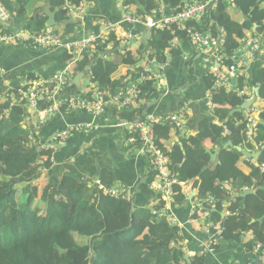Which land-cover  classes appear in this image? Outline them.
<instances>
[{"label":"trees","instance_id":"1","mask_svg":"<svg viewBox=\"0 0 264 264\" xmlns=\"http://www.w3.org/2000/svg\"><path fill=\"white\" fill-rule=\"evenodd\" d=\"M1 1L11 14L9 23L12 26L27 22L31 31L42 30L48 16L42 11L38 12L41 5L34 7L42 2L49 11L54 12L57 28L63 25L67 34L77 33L79 23L67 16L65 5H79L83 0ZM196 1L202 0L122 2L132 5L133 14L144 19L154 9L174 14L178 8ZM259 2L217 0L216 10L205 14L198 21H188L186 26L192 31L207 33L213 39L221 38V51L225 56H230L237 49L245 31L264 33V5ZM230 8L241 18L234 17L229 12ZM91 28L96 29L94 26ZM133 30L137 33L145 31V43L124 50L122 44L111 36L94 53L98 57L99 53L108 51L109 58H92L88 51H84L74 63L73 74L83 72L90 64L88 74L92 82L106 92L107 97L113 98L139 71L137 62L143 52L149 50L150 58L166 63L165 49L175 36L188 44L189 32L173 26L162 29L138 26ZM107 43H112L111 50H106ZM170 53L171 56H181L182 50L172 49ZM116 54L121 55L118 60L113 58ZM59 58L63 63L69 55L62 52ZM261 62V59L256 60L248 69L251 83L244 75L238 80L237 89L246 90L243 96L223 87L212 88L211 79L206 77L207 87L212 92L214 108L210 113L213 119L200 124V138L183 135L178 142L169 144L170 150H166L164 141L169 139L171 126L159 122L152 127L158 146L168 154L170 166L179 178L198 185L197 198L213 197L215 208L202 202L210 218L221 220L225 202L233 198L228 210L237 214L222 219L223 241L251 231L254 241L248 243L249 249L256 241H264V218L256 220L264 215V191L258 189L243 197L233 196V193L253 187L254 181L257 186L264 185V169L252 165L249 174L243 173L237 166L242 151L235 147L252 151L253 140L261 149L258 163L264 164V105L260 109L262 122L252 139L246 136L244 112L232 115L229 112L252 96L264 101V68ZM121 64L135 67L128 70L124 80L114 78ZM5 78V73H0V264H188L179 244L183 234L168 223L161 209L163 202L160 193L156 190L152 192V206H137L133 197L129 200L111 197L105 189L115 183L113 175L98 167L94 153L82 152L67 157L53 152L51 148H40V131L36 133L30 124L24 122L25 101L17 87L3 91ZM25 78L33 77L27 73ZM142 87L143 102L138 107L118 108L116 105L106 108V114L112 121H133L144 114V102L154 93L153 82L149 80ZM75 88L70 83L68 91ZM82 94L86 95L84 92ZM40 104L43 107L50 101L44 100ZM225 137L231 140L233 147L221 148ZM206 143L211 151L220 148L213 164L209 163ZM96 180L101 186L95 183ZM226 185L231 189L228 190ZM183 200L184 194L179 190L177 201ZM84 239L86 242L83 244ZM203 261V256L197 255L189 264H203Z\"/></svg>","mask_w":264,"mask_h":264},{"label":"built area","instance_id":"2","mask_svg":"<svg viewBox=\"0 0 264 264\" xmlns=\"http://www.w3.org/2000/svg\"><path fill=\"white\" fill-rule=\"evenodd\" d=\"M216 7L217 0H202L185 4L181 7L180 12L174 14L166 13L161 9H154L144 19H141L133 14L130 5L122 4V14L119 21L110 22L102 17H98L93 25L96 29H91L75 41L68 40L57 33L53 27L48 26L44 31L37 34L28 33L27 31H13L10 33H1L0 31V42H28L37 47L49 50L62 48L71 53L75 58H79L83 51H88L90 57H95L94 53L98 50V46L104 44L111 36H114L122 44L124 50H131L132 43L138 42L139 40V33L133 30L135 26L145 24L147 27L160 29L166 26H173L178 30L189 32L187 42L191 51L183 52V60L199 58L205 64V74L210 76L215 88L223 87L236 92L239 96H243L246 90L237 89V82L245 75L251 64L264 57V33L254 34L251 30L245 31V35L237 49L230 56H225L223 50L221 51V45L223 43L221 38L213 39L207 33L192 31L191 28L186 26L188 21H198L205 14L216 10ZM79 9L80 7H76L75 5H67V11L71 16L75 15V12ZM8 18L9 12L0 2V23L7 21ZM126 25H131V29H127L125 27ZM181 44H184V42L175 36L165 49L166 57L171 56L170 52L172 49L181 48ZM111 49L112 43H107L106 50ZM107 52L103 51V53H99L98 57L106 58ZM139 61V71L131 78L126 87L119 90L118 94L113 98L107 97V93L95 83H90V93L85 97L79 93L69 95L66 92V86L71 75L67 69L57 72L52 79L41 80L37 78L23 82L22 85L25 89L19 91L26 99L25 104L28 110L35 109L40 101H51L48 106L38 111L39 119L37 124L34 125V128L39 129L40 125L44 124L48 118L53 117L55 114L73 111L96 117L104 115L107 123H111L110 116L106 114V108L108 106L117 105L118 108L121 106L138 107L140 105L139 102L144 83L151 80L154 84V89L157 90H160L162 85H164L163 68L165 65V63H159L154 58H150L149 50H146L145 53L143 52L139 56ZM261 66L264 68L263 62ZM211 97V93L208 92L207 103L209 104L208 109L210 112L214 108ZM256 104L250 106L244 113L246 136L250 139L258 132L260 121L258 116L260 109L264 105V101L258 99ZM169 119L175 123L178 130L185 132L190 115L184 110H179L171 115ZM159 122L163 123L161 118L156 117L153 113L147 112L133 121H121L111 124L115 127L128 125L130 135L128 137L129 143L137 145L135 147L136 154L145 157L154 171L151 188L160 193V198L163 202L161 208L163 214L167 216L166 218L170 225H176L180 228L181 225L170 214V207L178 204V191H182L183 188L189 190L190 187L189 182L178 178L170 166L169 156L158 146L155 140L152 127L155 123ZM97 128L98 126L93 122L68 123L65 128L55 133L53 146L64 144L75 134L89 133ZM259 146V144H255V150H258ZM252 161L255 165L257 164L255 159H252ZM259 166L264 169V164ZM95 183L100 185L99 180H96ZM176 186H179V188L176 189ZM191 189L197 192L196 188ZM105 191L111 197L118 199L129 200L131 197L129 187L122 183L114 184L106 188ZM183 194L186 196L185 193ZM206 201L209 206H215L211 196ZM197 206H202V200L198 199ZM203 210L204 214L208 216V210ZM152 213L155 214V211L153 210ZM205 227L207 238L200 243V247L206 253L213 251V245L217 242L218 237H221L222 229L209 223ZM212 227L215 231L210 233L209 229ZM253 253L264 264V241H259L255 244Z\"/></svg>","mask_w":264,"mask_h":264},{"label":"crops","instance_id":"3","mask_svg":"<svg viewBox=\"0 0 264 264\" xmlns=\"http://www.w3.org/2000/svg\"><path fill=\"white\" fill-rule=\"evenodd\" d=\"M122 1L83 0L81 9L75 17V20L79 23L76 29L77 33L75 35L72 33L68 37L73 39L87 33L98 17H103L110 22L119 21L122 14ZM38 5L44 6L45 4L40 2L34 7ZM234 12L236 13V11ZM237 15L241 18L239 14ZM138 26L147 27L145 24ZM138 26L133 29L136 30ZM125 27L131 29L132 26L126 25ZM58 29L63 31V25H60ZM145 34V31L139 32L138 43H145ZM183 47L186 51L190 49L189 45L185 43ZM135 57L137 58L136 55ZM260 59L264 63V57ZM66 64L64 60L63 63L57 60L52 52H44L27 45H4L0 43V68L7 79L5 86H3L4 89L20 84L27 73H36L44 78H50L55 71L65 68ZM126 71H128L126 67L122 64L119 65L114 78H118V76L122 78ZM205 71L206 66L199 58L184 62L181 56L167 57L163 68L164 85L160 90L155 89L153 95L143 105L145 112L153 113L169 126L171 125L167 123V120L177 111L184 110L189 113L191 121L185 132L171 126L169 139L164 141L166 150H170L169 144L178 142L183 135H195L200 138V124L204 121L210 122L213 119L208 109V84ZM244 77L251 83L250 70L245 73ZM253 99L254 105H257L256 96ZM74 122H93L98 128L93 132L72 136L55 152L67 157L82 152L94 153L99 168L110 171L115 183H123L129 187L134 204L137 206H151L153 171L145 160L132 150L127 141V132L112 126V121L107 123L104 115L96 117L78 111L57 114L40 130L41 141L48 145L52 144L55 132L65 128L68 123ZM228 139L225 137L223 144ZM206 144L208 147V143ZM223 144L221 148H223ZM208 149L210 150L209 147ZM249 158L251 157L247 158L242 155L237 164L238 168L245 174L251 172V166L253 165ZM192 184L193 181H190L189 190L182 189L183 193L188 194L187 200L170 207V214L181 225L183 239L180 240L179 244H182L183 250L189 255L190 260L194 256L202 255L204 258L203 264H255L257 256L252 251L254 246L251 249L248 248L250 245L248 243L254 241L251 231L244 232L235 239L221 241L212 253L205 254L201 250L200 243L206 237L207 216L197 207L198 199L195 196V191L191 189L193 188ZM192 215L194 216L192 217ZM214 221L218 224L221 223L220 220Z\"/></svg>","mask_w":264,"mask_h":264},{"label":"clouds","instance_id":"4","mask_svg":"<svg viewBox=\"0 0 264 264\" xmlns=\"http://www.w3.org/2000/svg\"><path fill=\"white\" fill-rule=\"evenodd\" d=\"M264 0H260V2H259V4H261L262 6L264 5V2H263ZM0 2L2 3V5L5 7V5L3 4V2L0 0ZM67 5H75V4H71V3H66V5H65V8H66V10H67ZM45 6V5H44ZM76 7H80V9H81V3L79 4V5H75ZM43 7V6H42ZM41 7V8H42ZM130 7H133V6H131L130 5ZM6 8V7H5ZM41 8H39L38 9V12H41L42 10H41ZM7 9V8H6ZM80 9L79 10H77L76 12H75V15H73V16H71V15H69V13H68V11H67V16L68 17H70L71 18V20L72 19H76L75 17L77 16V14H78V12L80 11ZM162 10V9H161ZM7 11L9 12V10L7 9ZM43 12V11H42ZM179 12V11H178ZM10 16H11V14H10V12H9V18L7 19V21H5V22H3V23H0V31H1V33H10V32H13V31H27L28 33H32V34H37V33H41L42 31H44L48 26H51V25H46L45 24V27L42 29V30H40V31H31L28 27H27V24H26V26L23 28V29H19V28H17V26H12L10 23H9V20H10ZM103 18V17H102ZM27 23V22H26ZM57 24V23H56ZM56 24L55 25H53V26H51V27H53L54 28V30L57 32V33H59V34H61L63 37H65V38H67L68 40H71V41H75V40H77L78 38H80L81 36H77L76 38H73V39H71V38H69L68 36L69 35H71V34H67L64 30L63 31H59V29L56 27ZM3 25H7V26H9V28L8 29H4L3 28ZM92 29V28H91ZM90 29V30H91ZM89 30V31H90ZM88 31V32H89ZM86 34V33H85ZM75 35V34H74ZM84 35V34H83ZM1 44H4V45H11V44H21V45H27V46H32V47H34V48H36V49H38V50H41V51H47V52H52V53H56L58 56L62 53V52H64L65 54H68L69 55V58H66V60H64L67 64L65 65V68H63V69H59V70H57V71H55V73L52 75V77H50V78H44V77H42V76H40L39 74H36V73H31V75H32V77L33 78H29V79H27V78H25V79H23L22 81H21V83L20 84H18V85H16V86H12V87H10V88H8V89H3V91H8V90H10V89H12V88H14V87H17V89H18V92H19V94H21L20 93V91L19 90H23V89H25V87L22 85V83L23 82H26V81H28V80H34V79H37V78H40L41 80H48V79H52L53 77H54V75L57 73V72H59V71H62V70H64V69H67V70H69V73H70V78L68 79V82H67V86H66V92L69 94V95H71L70 93H72V94H75V93H79V94H82L83 93V91L81 90V79H80V88H75L74 90H72V91H68V86H69V84L71 83V84H73V78H74V76L76 75H74L73 74V71H72V69H73V66H74V63L78 60V59H80V57L82 56V54L80 55V57L79 58H75L74 56H72L71 55V53H69L67 50H65V49H62V48H56V49H53V50H49V49H44V48H41V47H37L36 45H33V44H30V43H28V42H0ZM133 44H139L138 42H135V43H132V48H135L134 46H133ZM138 46V45H137ZM181 50H182V54H183V52L184 51H186V50H184V47H183V44H181V48H180ZM84 52V51H83ZM82 52V53H83ZM88 54H89V56H90V53L88 52ZM182 54H181V58H182ZM109 53L107 52V57L106 58H102V57H92V58H102V59H107V58H109ZM182 60H183V58H182ZM190 60V59H189ZM189 60H186V61H189ZM193 60V59H192ZM184 62H186L185 60H183ZM139 60H138V62H137V66L139 65ZM87 66H89L90 67V64H88ZM86 66V67H87ZM124 66V65H123ZM85 67V68H86ZM124 67H126L128 70L129 69H131L130 67H128V66H124ZM135 68V67H134ZM133 68V69H134ZM90 71V68H89V70L88 71H83V72H80V73H82L83 75L84 74H88V72ZM0 73L1 74H3V71L1 70V68H0ZM128 73V72H127ZM127 73H125V75H122V80H124V79H126L127 78ZM78 74V73H77ZM206 75V74H205ZM25 76V75H24ZM83 77V76H82ZM81 77V78H82ZM129 77H130V75H129ZM206 77H209L210 78V76H208V75H206ZM118 78H119V76H118ZM120 79V78H119ZM211 79V78H210ZM6 78L4 79V81H3V86H5V82H6ZM91 83H94V82H91ZM96 84V83H95ZM211 84H212V80H211ZM74 85V84H73ZM212 86V88H215L214 86H213V84L211 85ZM219 88V87H218ZM256 91V90H255ZM154 92H155V89H154ZM208 92H210L211 93V95H212V92H211V90L210 89H208ZM207 92V93H208ZM142 93H143V90H142ZM256 93V92H255ZM257 94V93H256ZM142 95V94H141ZM1 98V97H0ZM21 98L22 99H24V101H25V103H26V99L24 98V96L21 94ZM256 98H257V102H258V97L256 96ZM250 99H252L253 100V103H252V105H254V99H253V97H250V98H248V100H250ZM248 100H245V101H248ZM147 101V100H146ZM40 102H42V101H40ZM40 102H38V104H37V106H36V108L35 109H32V110H28V108L26 107V104L24 103V105H25V111H26V118H25V120H24V122H27L28 124H30L29 123V121H31L32 120V115L34 114L36 117H37V121H32L31 122V124H30V127H31V129H33L36 133H38L41 129H42V127L52 118H48L47 120H46V122L44 123V124H42V125H40V128L39 129H35L34 128V125L35 124H37V122H38V119H39V117H38V111H40V110H42V109H44V107L45 106H48L49 104H45L43 107H40ZM141 102H143V100H142V98L140 97V102H139V104H141ZM50 103H51V101H50ZM146 102H144V104H145ZM251 105V106H252ZM111 107H114V105H111ZM143 109V108H142ZM245 110H247V109H244V110H242L244 113H245ZM144 113H147V112H145L144 111ZM243 113V114H244ZM59 114H65V113H59ZM58 114V115H59ZM57 114H55L54 116H56ZM53 116V117H54ZM259 118H260V114H259V116H258ZM112 121V120H111ZM122 121H125V120H122ZM191 121V119L189 120V122ZM113 123H116V122H121V121H112ZM126 122H130V121H126ZM189 122H188V124H189ZM214 122H216L215 120H214ZM262 122V119L260 118V121H259V123H261ZM217 123V122H216ZM176 126V125H175ZM115 127V126H114ZM116 128H118V129H122V128H124V129H122V130H124V131H126L127 132V134H128V136H127V141H128V137L130 136L129 135V130H128V125H125L124 127H116ZM178 129V128H177ZM95 131V130H94ZM93 132V131H92ZM56 133V132H55ZM79 134H84V133H79ZM55 135V134H54ZM76 135V134H75ZM74 136V135H73ZM30 138H32L33 140H34V138L32 137V136H30ZM71 138V137H70ZM69 138V139H70ZM68 139V140H69ZM67 140V141H68ZM38 141H39V147L40 148H51L52 150H53V152H55V151H57L58 149H59V147H61L62 145H56V146H53V142H52V144H45L44 142H42L41 141V139H40V137L38 136ZM66 141V142H67ZM65 142V143H66ZM252 142V144H254V150H252V151H246L245 149H242L241 147V151H246V152H250V153H255V152H261V149H260V146H259V149L258 150H255V142L254 141H251ZM128 143H129V141H128ZM130 144V147H131V145H133V148H132V150L136 153V150H135V147L137 146L136 144H134V143H129ZM53 146V147H52ZM165 153H166V151L165 150H163ZM167 154V153H166ZM168 155V154H167ZM243 155V154H242ZM141 158L143 159V160H145V162L148 164V166L150 167V169L153 171V169H152V166H151V164H149L148 163V161H147V159L145 158V157H143V156H141ZM248 158V157H247ZM170 159V158H169ZM252 159H255V161L257 162V164L255 165V163L252 161ZM258 157H251V158H249V160L252 162V164L254 165V166H259V165H261V164H259L258 163ZM261 168V167H260ZM173 169V168H172ZM262 169V168H261ZM176 173V172H175ZM176 175L178 176V174L176 173ZM153 178H154V171H153V177H152V180H153ZM178 178H179V176H178ZM185 181H187V180H185ZM152 182V181H151ZM187 182H190V181H187ZM114 184H117V183H114ZM114 184H112L111 186H113ZM123 184V183H122ZM192 186H193V188H196L197 189V192H195V196H196V198H197V195H198V185H195L194 183L192 184ZM228 190H230L231 189V187L229 186V185H226L225 186ZM251 188H253V187H251ZM246 189H249V188H247V187H245V189L244 190H246ZM243 190V191H244ZM243 191H241V192H243ZM241 192H235V193H233V196H236V194H238V193H241ZM183 193V192H182ZM130 194H131V192H130ZM132 195V194H131ZM187 195L188 194H186V196L184 195V200H187ZM131 197H133V196H131ZM130 197V198H131ZM208 197H210V196H207L206 198H204V199H200V198H197V199H200V200H202V202H206L207 204H208V202L206 201V199L208 198ZM211 198L213 199V197L211 196ZM183 200V201H184ZM214 200V199H213ZM198 201V200H197ZM231 201H233V198L231 199ZM231 201H227V202H225V205H224V207H223V210H222V214H221V217H222V219H224V218H226L227 216H229V215H231V214H237L236 212L234 213V212H231L230 210H228V206L230 205V203H231ZM179 203V202H178ZM214 203H215V201H214ZM209 205V204H208ZM151 206H152V204H151ZM197 207H199V206H197ZM210 208H215V206L214 207H211V206H209ZM199 209H201L202 210V212H204V208L201 206V207H199ZM209 212V211H208ZM194 215H192V217H193ZM167 217V216H166ZM222 219L220 220L221 222H222ZM168 221V220H167ZM169 223V222H168ZM207 223H209V224H212L213 226H218V227H220L221 229H222V226H221V223L220 224H218V222H215L212 218H210V213L208 214V216H207ZM173 226H176V225H173ZM178 229H179V232H181V229L178 227V226H176ZM210 230V233H213L214 231H215V229L212 227L211 229H209ZM222 232H223V229H222ZM248 232V231H247ZM205 233H206V227H205ZM246 233V232H245ZM181 234V233H180ZM182 235V234H181ZM206 238H207V233H206ZM221 241H223V235L221 234V237H218V239H217V242L213 245V251L212 252H214L215 250H216V248L218 247V245H219V243L221 242ZM257 242H259V241H256L255 242V244L257 243ZM255 244H254V247H255ZM180 246L182 247V249H183V246H182V244H180ZM254 247H253V249H254ZM201 250H202V248H201ZM253 251V250H252ZM212 252H206L205 254H208V253H212ZM184 253H185V251H184ZM185 254H187V253H185ZM205 254H203V255H205ZM190 258V257H189ZM258 258V257H257ZM259 259V258H258ZM260 262H261V260H259ZM261 264H262V262H261Z\"/></svg>","mask_w":264,"mask_h":264},{"label":"water","instance_id":"5","mask_svg":"<svg viewBox=\"0 0 264 264\" xmlns=\"http://www.w3.org/2000/svg\"><path fill=\"white\" fill-rule=\"evenodd\" d=\"M41 10H42L44 13H46V15L48 16V19H47L46 25H51V26L55 25V24H56V21H55V18H54V12L49 11L47 6H43V7L41 8ZM177 11L180 12V11H181V8H178ZM26 24H27L26 22H22V23H20L19 25H17V28H19V29H23V28L26 26ZM3 28H4V29H8L9 26H7V25H3ZM133 46H134V47H137V44H133ZM89 68H90V67L87 66V67L85 68V71H88ZM130 68L133 69L134 66H131ZM82 76H83L82 73H78V74H76V75L74 76V78H73V81H72V82H73V84H74L77 88H80V79H81ZM255 92L257 93V90H256ZM70 94L72 95V93H70ZM252 103H253V100H252V99H250V100H248V101H245V102L242 103V105H241L240 107L231 110V111L229 112V114L232 115V114H234V113H236V112H241V111L244 110V109H248V108L252 105ZM167 123L170 124L172 127H174V128L177 129V127L175 126V123H174L173 121H171L170 119L167 120ZM262 123H263V125H264V122H262ZM231 147H233V143L231 142V140H230V139L226 140L225 143L223 144V148L226 149V148H231ZM235 148H236L237 150L241 151V148H240V147H235ZM218 150H219V149L214 150V151H211V150H209L208 148L205 149V151H206V152L209 154V156H210V159H209V160H210V161H209L210 164H213V162H215L216 157H217ZM242 154H243L244 156H246V157H259V156L261 155V152L250 153V152L242 151ZM253 188H254V189H253ZM253 188L246 189V190H244L243 192L236 194V196L243 197V196H245V195H247V194H251V193L255 192V191L258 190V189L264 191V185L257 186L256 181L253 182ZM263 218H264V215L261 216V217H259V218H257L256 220H257V221H261ZM252 221H255V219L252 220ZM184 259L187 261L188 264L190 263V258H189V255H188V254H185ZM255 264H261V262L259 261L258 258H256V260H255Z\"/></svg>","mask_w":264,"mask_h":264},{"label":"rangeland","instance_id":"6","mask_svg":"<svg viewBox=\"0 0 264 264\" xmlns=\"http://www.w3.org/2000/svg\"><path fill=\"white\" fill-rule=\"evenodd\" d=\"M235 10H233L232 8H230V13L233 15V16H235L236 18H239L238 17V15L234 12ZM54 55L57 57V60H59L60 58H59V56L56 54V53H54ZM112 57V56H111ZM121 57V55H119V54H116L113 58L115 59V60H118L119 58ZM60 61V60H59ZM128 71H126V73H127ZM92 82V80H91V78H90V75L89 74H84L83 75V77L81 78V90L86 94V95H82L83 97H85V96H87V95H89V93H90V83ZM32 121H37V117L33 114L32 115V120L31 121H29V123L31 124V122ZM18 186H20V185H18ZM79 237H81V238H83L81 235H79ZM86 241H85V239H84V241H83V244L85 243ZM81 243V242H80ZM82 244V243H81Z\"/></svg>","mask_w":264,"mask_h":264},{"label":"bare ground","instance_id":"7","mask_svg":"<svg viewBox=\"0 0 264 264\" xmlns=\"http://www.w3.org/2000/svg\"><path fill=\"white\" fill-rule=\"evenodd\" d=\"M99 88H100V87H99ZM100 89H101V88H100ZM152 190H153V189H152ZM153 191H154V190H153ZM205 239H206V237L204 238V240H205ZM204 240H203V241H204Z\"/></svg>","mask_w":264,"mask_h":264}]
</instances>
